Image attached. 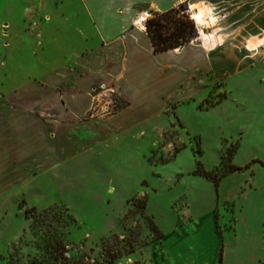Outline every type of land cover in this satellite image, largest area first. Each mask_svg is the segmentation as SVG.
Segmentation results:
<instances>
[{
  "label": "rangeland",
  "instance_id": "374dc122",
  "mask_svg": "<svg viewBox=\"0 0 264 264\" xmlns=\"http://www.w3.org/2000/svg\"><path fill=\"white\" fill-rule=\"evenodd\" d=\"M64 1L0 0V55L12 59L10 72L41 67L30 58L38 46L19 40H42ZM179 8L191 19L188 3ZM226 11L213 9L214 24L224 25ZM171 59L170 79L123 112L129 100L115 89L110 109L93 86L88 116L116 120L79 134L51 170L0 189V264H60L50 253L57 240L83 263L154 264L169 251L173 264L216 238L220 257L224 235L246 231L244 216L263 217L264 231V60L224 77L188 69L181 79Z\"/></svg>",
  "mask_w": 264,
  "mask_h": 264
},
{
  "label": "crops",
  "instance_id": "0c3cea01",
  "mask_svg": "<svg viewBox=\"0 0 264 264\" xmlns=\"http://www.w3.org/2000/svg\"><path fill=\"white\" fill-rule=\"evenodd\" d=\"M184 2L211 10L215 20L205 32L221 42L206 47V40L212 39L201 37L197 28L196 36L177 52H154L145 22L139 28L135 18L143 11H165ZM214 8L227 10L223 26L214 24ZM50 13L42 40H19L26 47L38 46L30 58L39 62V69L10 72L6 66L12 59L8 53L0 55V189L51 170L62 151L82 140L79 134L116 120L88 116L93 86H113L130 101L123 112L170 79L168 58L180 69L181 79L188 69L224 77L263 59L264 46L254 53L243 46L247 40L264 38V0H65ZM242 219L246 231L236 228L225 234L220 257L216 238L212 246L190 248L186 256L181 252L173 264H264L263 217ZM170 255L168 251L155 258L154 264H171Z\"/></svg>",
  "mask_w": 264,
  "mask_h": 264
},
{
  "label": "trees",
  "instance_id": "16d2710c",
  "mask_svg": "<svg viewBox=\"0 0 264 264\" xmlns=\"http://www.w3.org/2000/svg\"><path fill=\"white\" fill-rule=\"evenodd\" d=\"M182 4V3H181ZM181 4L177 6L180 7ZM172 7L165 11L150 10L151 17L145 21V32L150 39L154 52L168 50L190 42L196 31L194 21L179 7ZM200 173L207 177L211 174L208 171L200 170ZM216 182V180H214ZM34 212V211H33ZM161 233H157L155 238H159ZM51 257L60 264H88L78 259H68L63 255L62 243L57 240L52 248ZM113 260V256L109 261Z\"/></svg>",
  "mask_w": 264,
  "mask_h": 264
},
{
  "label": "bare ground",
  "instance_id": "6f19581e",
  "mask_svg": "<svg viewBox=\"0 0 264 264\" xmlns=\"http://www.w3.org/2000/svg\"><path fill=\"white\" fill-rule=\"evenodd\" d=\"M189 10L191 14L192 20L195 22V24L198 27V34L203 38H209L212 39L213 36L211 34H208L203 30L204 27H207L209 24H212L215 20V17L213 16L211 10L198 3H191L189 5ZM148 13L143 11L135 18V23L139 28H143L144 21L147 19ZM214 39V38H213ZM206 40L207 43H205L206 47H208L211 44H219L221 40ZM204 41V40H203ZM264 46V38L256 39V40H247L246 44L243 46L244 49L248 53H254L255 50H258L259 48H262ZM178 47L171 48L172 52H177Z\"/></svg>",
  "mask_w": 264,
  "mask_h": 264
},
{
  "label": "built area",
  "instance_id": "2783aa9c",
  "mask_svg": "<svg viewBox=\"0 0 264 264\" xmlns=\"http://www.w3.org/2000/svg\"><path fill=\"white\" fill-rule=\"evenodd\" d=\"M98 88L104 90L103 92H105V94H103L105 97H107V104H106V107L108 108H112L115 106V103L111 98V96L113 95V93L115 92V89L114 87H106L104 86L103 84H99Z\"/></svg>",
  "mask_w": 264,
  "mask_h": 264
},
{
  "label": "clouds",
  "instance_id": "9594fccd",
  "mask_svg": "<svg viewBox=\"0 0 264 264\" xmlns=\"http://www.w3.org/2000/svg\"><path fill=\"white\" fill-rule=\"evenodd\" d=\"M136 23H138V22H136Z\"/></svg>",
  "mask_w": 264,
  "mask_h": 264
}]
</instances>
